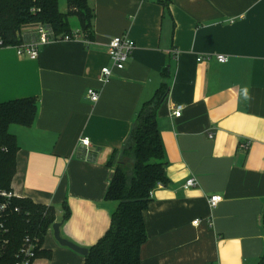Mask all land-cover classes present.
<instances>
[{
	"label": "crops",
	"instance_id": "obj_1",
	"mask_svg": "<svg viewBox=\"0 0 264 264\" xmlns=\"http://www.w3.org/2000/svg\"><path fill=\"white\" fill-rule=\"evenodd\" d=\"M91 4L89 44L48 43L35 60L0 48V103L37 100L29 127L8 128L18 146L11 190L53 207L62 238L95 245L116 208L104 199L113 175L107 160L168 69L169 93L156 115L166 182L152 191L143 213L140 264H256L264 253V0H172L168 8L159 0ZM71 30L78 33V23ZM122 35L134 50L124 69L101 83L100 70L111 68L106 45ZM32 38V28H23L22 39ZM217 55L227 61L218 63ZM89 88L99 93L96 103L85 97ZM177 108L179 118L172 115ZM244 142L246 150L239 148ZM191 178L195 186L185 188ZM213 195L222 200L210 208ZM42 250L51 257L36 264H84L51 230Z\"/></svg>",
	"mask_w": 264,
	"mask_h": 264
},
{
	"label": "trees",
	"instance_id": "obj_2",
	"mask_svg": "<svg viewBox=\"0 0 264 264\" xmlns=\"http://www.w3.org/2000/svg\"><path fill=\"white\" fill-rule=\"evenodd\" d=\"M168 8L172 0H159ZM66 11H59V0H0V42L2 47L22 43L25 27L42 26L56 35H71L69 18L74 17L79 34L92 39L94 11L91 0H65ZM162 80L151 99L139 108L131 130L120 149L113 150L106 165L113 169L105 201L116 203L107 232L88 249L84 264H140V248L147 239L143 213L151 201L150 192L158 182L165 184L164 154L159 139L156 115L169 93L170 74L163 70ZM37 100L24 98L0 103V192L11 191L18 146L9 133L11 124L29 127L36 114ZM4 201L0 197V202ZM17 207L19 212L13 213ZM61 222L69 217L63 204ZM8 228V250L3 262L12 257L25 237L36 238L42 246L55 223V210L29 199L13 198L4 214ZM264 233V215L261 218ZM37 258L50 259L49 251H37ZM256 264H264V253Z\"/></svg>",
	"mask_w": 264,
	"mask_h": 264
},
{
	"label": "built area",
	"instance_id": "obj_3",
	"mask_svg": "<svg viewBox=\"0 0 264 264\" xmlns=\"http://www.w3.org/2000/svg\"><path fill=\"white\" fill-rule=\"evenodd\" d=\"M33 30V38L30 40H23L21 44L16 46H11L16 51L18 57L27 58L29 60H35L38 57L39 50L42 46L52 43V42H59V41H73V40H81L85 44H89L90 40L84 38L83 35L79 33H72L71 35H56L50 29H47L42 26H36L32 28ZM22 37V35H21ZM107 54L109 56L111 62V68L103 67L100 70L98 81L101 83H106L109 81L112 71L117 70L121 71L124 69L129 56L131 55L132 51L134 50V42L130 40L128 37L116 36L110 38L107 45ZM0 48L2 47V43L0 42ZM218 63H225L227 61L224 55H217L215 57ZM203 58H198L197 61H202ZM86 99L90 103H96L99 99V93L97 90L93 88L87 89L85 93ZM173 117L179 118L181 115L180 108L175 109L172 112ZM81 146L84 147L85 159H90V154L92 151L88 149V141L86 139L80 140ZM249 147L248 142H244L239 145V148L246 150ZM164 184L158 182L155 188H161ZM195 186V180L193 178L188 179L184 185L185 188ZM154 188V189H155ZM153 189V190H154ZM152 190V191H153ZM150 192V197L152 194ZM0 197L4 200L0 202V264H8L3 262L7 256L8 250V228L6 225V219L4 214L9 206V200L13 198H19L12 190L9 192H0ZM222 197L220 195H213L208 198V205L210 208L216 207L218 203H220ZM13 213H18L19 210L17 207L12 208ZM198 220L192 222L193 225L198 224ZM51 230V228L49 229ZM48 230V231H49ZM42 250V246L39 244L38 239L25 237L22 240V244L12 257L13 264H36L38 258L36 256L37 251Z\"/></svg>",
	"mask_w": 264,
	"mask_h": 264
},
{
	"label": "water",
	"instance_id": "obj_4",
	"mask_svg": "<svg viewBox=\"0 0 264 264\" xmlns=\"http://www.w3.org/2000/svg\"><path fill=\"white\" fill-rule=\"evenodd\" d=\"M61 224L60 223H53L51 226V231H52V235L54 240L62 247H66L70 250H72L73 252L81 255V256H86L88 254V249L87 248H83L80 247L78 245H75L74 243L62 238L60 236V232H59V228H60Z\"/></svg>",
	"mask_w": 264,
	"mask_h": 264
},
{
	"label": "rangeland",
	"instance_id": "obj_5",
	"mask_svg": "<svg viewBox=\"0 0 264 264\" xmlns=\"http://www.w3.org/2000/svg\"><path fill=\"white\" fill-rule=\"evenodd\" d=\"M65 5V0H59V10L62 11ZM77 25V20L74 17L69 18V26L70 28H74Z\"/></svg>",
	"mask_w": 264,
	"mask_h": 264
}]
</instances>
